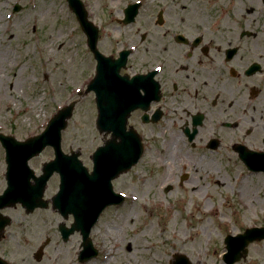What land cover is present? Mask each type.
I'll return each instance as SVG.
<instances>
[{
  "label": "rangeland",
  "instance_id": "374dc122",
  "mask_svg": "<svg viewBox=\"0 0 264 264\" xmlns=\"http://www.w3.org/2000/svg\"><path fill=\"white\" fill-rule=\"evenodd\" d=\"M83 1L97 22H103L108 10L126 0ZM211 2L185 0V5L189 10L190 5L204 7ZM15 3L21 9L13 13ZM221 3L229 2L218 0ZM51 27L58 37L47 53L42 45ZM123 38L125 46L130 43ZM111 39L116 49L119 45L115 37ZM99 45L103 53L110 47L103 36ZM94 74L95 61L66 0H0V133L25 140L41 133L59 107L77 101L61 145L66 153L77 150L91 170L90 157L103 144V136L95 128L93 94L79 96L78 91ZM168 140L161 142L158 137L154 144L149 142L152 146L138 164L113 181L114 191L125 194L126 200L105 209L92 228L90 237L99 251L96 258L78 262L81 236L77 233L63 243L55 227L60 216L45 210L26 218L16 207L5 211L13 219L11 236L3 244L10 264H169L175 254L186 255L191 264H224L227 234L264 226L263 178L243 177L229 168L226 157L185 151L183 141L168 145ZM53 157L47 147L29 166L38 174ZM5 167L0 144V192L6 186ZM183 174L190 179L179 186ZM58 184L54 175L46 198L55 194ZM46 238L50 243L37 262L33 254ZM236 264H264V240L250 244L246 260Z\"/></svg>",
  "mask_w": 264,
  "mask_h": 264
},
{
  "label": "flooded vegetation",
  "instance_id": "af4514ba",
  "mask_svg": "<svg viewBox=\"0 0 264 264\" xmlns=\"http://www.w3.org/2000/svg\"><path fill=\"white\" fill-rule=\"evenodd\" d=\"M171 1L126 0L108 10L103 22L88 10L98 28V48L103 36L107 55L130 50L119 71L120 103L134 106L127 129L142 138L144 150L158 137L169 138L168 145L183 141L185 151L226 157L231 170L264 181V0H211L189 10L185 0ZM132 3L139 6L127 23L125 9ZM189 179L180 177L179 186ZM9 209L2 214L9 216ZM20 209L26 218L45 211ZM12 223L10 217L0 239V257L7 261L3 244ZM60 223L55 227L61 238Z\"/></svg>",
  "mask_w": 264,
  "mask_h": 264
},
{
  "label": "water",
  "instance_id": "95a60500",
  "mask_svg": "<svg viewBox=\"0 0 264 264\" xmlns=\"http://www.w3.org/2000/svg\"><path fill=\"white\" fill-rule=\"evenodd\" d=\"M69 8L75 13L78 22L87 36V43L97 60L95 78L91 81L86 92L93 90L96 94L98 116L96 127L100 133L111 132L110 141L98 147L92 155L93 170L88 173L78 159L79 153L66 155L61 151V131L67 126V120L71 117L74 104L61 109L48 123L46 130L25 142H18L13 137L0 134V142L6 152V181L7 188L0 195V209L14 206L20 203L27 211L36 207H46L42 200L43 192L48 179L57 172L60 176L58 193L52 198L53 208L57 209L64 217L72 214L74 224L70 230L61 228V233L66 240L69 233L79 231L82 236L83 250L79 254V261L85 262L96 256L89 233L97 222L99 215L109 205H117L123 202V197L115 194L111 181L120 174L128 171L137 163L142 153V144L134 132H125V120L128 112L133 109L127 106L125 117H118V105L110 101L105 105V92L109 94L117 92L111 79L118 77V71L125 62V55L121 59L111 61L103 57L96 49L97 30L87 20V13L80 0H67ZM20 10L15 6L14 11ZM129 19L128 21H130ZM107 94V93H106ZM111 96V95H110ZM120 139V142H117ZM54 149V160L45 163L42 174L34 176L33 170L28 166V161L38 155L45 147ZM34 180L32 184L30 179ZM1 218V216H0ZM1 222L0 231L8 223ZM264 238V229L247 230L244 235L236 238L227 237L225 243L228 253L225 255L227 264H233L246 255L245 247L252 241ZM37 254V259H39ZM175 264H189L184 256L176 255Z\"/></svg>",
  "mask_w": 264,
  "mask_h": 264
},
{
  "label": "bare ground",
  "instance_id": "6f19581e",
  "mask_svg": "<svg viewBox=\"0 0 264 264\" xmlns=\"http://www.w3.org/2000/svg\"><path fill=\"white\" fill-rule=\"evenodd\" d=\"M47 35H48V38L46 39V41L42 45V50H44V51L46 50L47 53H48V52H51V50H49V45H51L54 42V40L56 39V37H58V36L54 35V29L52 27L50 28V30L47 33ZM81 65H84V63H82ZM69 68L71 69V67H69ZM25 80L27 81L28 79L25 78ZM3 94H6V90H4V89H2V95ZM207 208L210 209L211 207L209 206ZM64 259H65V256H62L61 262H63Z\"/></svg>",
  "mask_w": 264,
  "mask_h": 264
}]
</instances>
